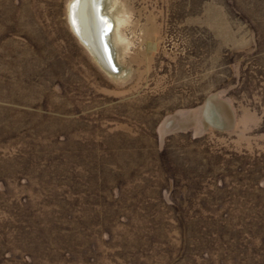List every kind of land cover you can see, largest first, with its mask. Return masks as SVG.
I'll list each match as a JSON object with an SVG mask.
<instances>
[{"label": "rangeland", "instance_id": "1", "mask_svg": "<svg viewBox=\"0 0 264 264\" xmlns=\"http://www.w3.org/2000/svg\"><path fill=\"white\" fill-rule=\"evenodd\" d=\"M69 3L0 0V264H264V0H109L115 74Z\"/></svg>", "mask_w": 264, "mask_h": 264}, {"label": "bare ground", "instance_id": "2", "mask_svg": "<svg viewBox=\"0 0 264 264\" xmlns=\"http://www.w3.org/2000/svg\"><path fill=\"white\" fill-rule=\"evenodd\" d=\"M108 1L109 0H70L68 19L73 33L80 43L89 51L99 66L106 72L115 74L118 70L112 71L109 58L105 54L103 45L100 41V34L105 26L96 15V5L99 4L101 6L100 14L107 16L112 22V28L107 35V40L111 50L112 61L114 65H116L111 39L115 30V25L119 24L120 20H115L106 9L105 6L108 4ZM112 5L114 6V3H112Z\"/></svg>", "mask_w": 264, "mask_h": 264}, {"label": "water", "instance_id": "3", "mask_svg": "<svg viewBox=\"0 0 264 264\" xmlns=\"http://www.w3.org/2000/svg\"><path fill=\"white\" fill-rule=\"evenodd\" d=\"M96 7H97L96 8V15H97L98 19L105 26L103 28V30L101 31V34H100V41H101V43L103 45L105 54L109 58L112 71H116L117 70V67H116V65H114V63L112 61V58H111V50H110V46H109L108 40H107V35L109 34V32L111 31V28H112V22L107 18V16L100 14L101 6L99 4L96 5Z\"/></svg>", "mask_w": 264, "mask_h": 264}]
</instances>
